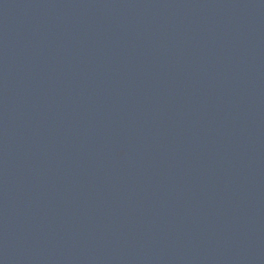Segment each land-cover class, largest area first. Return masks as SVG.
Wrapping results in <instances>:
<instances>
[{
  "label": "water",
  "instance_id": "95a60500",
  "mask_svg": "<svg viewBox=\"0 0 264 264\" xmlns=\"http://www.w3.org/2000/svg\"><path fill=\"white\" fill-rule=\"evenodd\" d=\"M0 264H264V0H0Z\"/></svg>",
  "mask_w": 264,
  "mask_h": 264
}]
</instances>
